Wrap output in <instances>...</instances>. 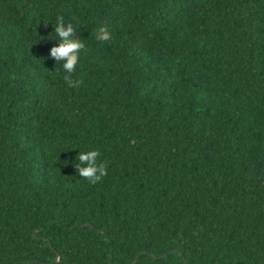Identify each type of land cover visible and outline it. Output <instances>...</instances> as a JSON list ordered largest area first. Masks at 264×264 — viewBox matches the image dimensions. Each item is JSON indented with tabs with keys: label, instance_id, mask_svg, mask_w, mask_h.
Masks as SVG:
<instances>
[{
	"label": "trees",
	"instance_id": "obj_1",
	"mask_svg": "<svg viewBox=\"0 0 264 264\" xmlns=\"http://www.w3.org/2000/svg\"><path fill=\"white\" fill-rule=\"evenodd\" d=\"M137 257L264 264V0H0V264Z\"/></svg>",
	"mask_w": 264,
	"mask_h": 264
},
{
	"label": "clouds",
	"instance_id": "obj_2",
	"mask_svg": "<svg viewBox=\"0 0 264 264\" xmlns=\"http://www.w3.org/2000/svg\"><path fill=\"white\" fill-rule=\"evenodd\" d=\"M54 32L59 43L51 47L49 55L56 63L62 62V68L66 73L63 80L67 86L78 88L83 84V80L73 79L72 74L76 70L81 52L87 53L88 48L83 40L77 37L76 27L71 22L65 23L63 15L57 16ZM95 38L97 41L107 42L112 37L106 27H100ZM100 155L99 150L95 149L80 151L77 155L76 171L81 178L92 185L99 183L107 175V161L99 160Z\"/></svg>",
	"mask_w": 264,
	"mask_h": 264
},
{
	"label": "water",
	"instance_id": "obj_3",
	"mask_svg": "<svg viewBox=\"0 0 264 264\" xmlns=\"http://www.w3.org/2000/svg\"><path fill=\"white\" fill-rule=\"evenodd\" d=\"M171 252H174V251H170V253H171ZM168 254H169V252H168V253H166V254H164V255H162V256H161V258H165V257H166ZM58 257H59V255H58ZM138 258H139V257H137V258L135 259V262H134V264H136V263H137V261H138Z\"/></svg>",
	"mask_w": 264,
	"mask_h": 264
}]
</instances>
